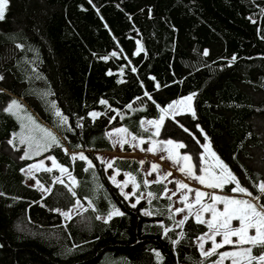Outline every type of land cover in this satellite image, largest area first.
<instances>
[{"label":"trees","instance_id":"16d2710c","mask_svg":"<svg viewBox=\"0 0 264 264\" xmlns=\"http://www.w3.org/2000/svg\"><path fill=\"white\" fill-rule=\"evenodd\" d=\"M262 37L264 0H9L0 21V264H161L156 251L162 264L215 261L218 255L204 258L198 250L197 237L208 231L205 225L190 218L180 228L176 216L169 219L173 199L164 195L165 182L145 187L139 160L117 157L114 167L121 174L132 173L140 191L157 197L149 205L146 196L134 209L108 179L111 169L105 172L106 165L96 157L114 150L106 133L116 126L157 139L140 122L159 119L160 108L195 93L194 119L216 155L230 168L238 163L253 183L264 181ZM141 45L144 51L134 55ZM121 49L118 58L100 59ZM12 99L25 111H3ZM101 99L121 115L101 105ZM50 102L69 117L74 132L67 125L57 126ZM92 111L107 115L93 122L88 116ZM23 112L52 131L69 155L52 147L30 160L20 159L26 145L15 138L17 151L8 141L22 126ZM112 116L116 119L110 121ZM78 120L83 128L76 127ZM71 152H83L95 168L84 171L86 162H73ZM47 155L67 167L78 184L62 178L64 184L53 185L61 176L53 169L35 174L50 193L30 185L21 169ZM233 186L223 192L230 193ZM77 200L86 210L66 220L60 212ZM112 204L126 215L107 224L96 219ZM142 209L153 215L145 216ZM160 221L174 229L168 236L179 244L163 236ZM258 251L253 249V254Z\"/></svg>","mask_w":264,"mask_h":264},{"label":"snow or ice","instance_id":"6c2138e0","mask_svg":"<svg viewBox=\"0 0 264 264\" xmlns=\"http://www.w3.org/2000/svg\"><path fill=\"white\" fill-rule=\"evenodd\" d=\"M88 2L91 4L92 0H88ZM9 0H0V21L4 20L5 18V11L8 7ZM94 7V5H93ZM97 11H99L97 9ZM251 19V18H249ZM252 23H256L255 20L251 21ZM264 38V37H262ZM140 42L137 41V44ZM144 51L143 46L141 45L136 52H134V55H139L140 52ZM123 50L121 49L120 52L113 51L109 55L100 57V59H103L107 61L109 58L116 57L118 58L120 54H122ZM209 53L207 50L203 52L204 56H207ZM126 58V57H125ZM232 61L234 62L236 60V57L233 56ZM131 63V61H129ZM132 72H136L137 68L132 67ZM121 75L123 74V68L120 69ZM109 76L114 75V73L109 70L107 73ZM4 77L0 75V80H3ZM151 79L155 80V77H152ZM125 81L119 80L118 83H124ZM155 87L157 89L160 88L159 83L155 84ZM0 92H3L2 89H0ZM50 94V93H49ZM145 96H148L149 99H151V95L148 92H145ZM195 96V93L192 95H189L188 97L182 98L179 101H174L167 105L166 108H160L159 105H157L158 108H160V117L156 120H149L147 121L148 125L154 126L155 132L152 133V136H159L161 127L164 125L165 117H170L173 121H175V118L177 115L183 114L181 112V109L178 107L179 105H183L185 101L188 102V108L187 110L191 113L192 117H196V113L194 108L191 107V101L193 100V97ZM137 99H142L140 97H137ZM52 104V107L55 109V115L58 117V125L57 126H65L67 125V130L74 132L75 130L71 127L69 124V117L67 115H64L63 112L59 110L58 107H56L54 102H50ZM101 105H107L108 108L112 111H116L117 115H121V113L118 110L111 109V105L108 104V101L105 99H101L99 101ZM127 107L129 109H132V104H128ZM140 110V109H137ZM3 111L11 114V115H17L20 111H25L23 108V105L16 99H12L4 108ZM102 115H107V113H101L92 111L88 113V116L92 118V121L94 122L96 119H98ZM28 119L31 121L33 127L35 129H39V131L43 134L41 138L37 139L36 137L30 136L27 139L21 137L20 144L21 145H27L28 151H25L23 155L20 157V159L23 160H30L33 158L34 155H42L43 152L51 151L52 147H60L65 155H69L67 148H64L61 144L59 138L49 129L44 128L43 126L36 123L34 118H32L30 115L28 116ZM79 119H83L82 117ZM110 121H113L116 119L115 116H112L109 118ZM141 126L145 124V121H141ZM178 126L185 132L189 133V129L185 127L182 123L179 121H176ZM77 128H83V124L79 122V120L76 123ZM197 128H200L199 125L196 126ZM144 131H148L147 128H144ZM128 129L125 127L115 128L111 132L106 133L107 138L111 141L114 134H123L127 133ZM201 134L204 135V138L207 140V134L204 133V130L200 128ZM191 134V133H190ZM17 134H13V138L8 141V144L12 146L15 150L19 151V148H16V144L14 143L15 138ZM67 139V138H65ZM137 136L132 135L130 139H123L121 138L120 147L123 148L124 143H128L130 147L136 146L133 144L134 141H137ZM151 139V137H149ZM193 139L195 140V143L204 150V153H195V154H183L179 155L177 154L176 157L172 156L173 149H183L187 148L188 145H186L183 142H178L173 139H167L163 141L157 142L156 140H152V146L147 151H153L157 143L163 145L162 148L159 149V151L167 152L168 157L172 158L174 162L180 167L178 168V171L182 173L186 178L197 181L200 185L205 186L208 189L216 190L219 189L221 192H223L225 186L228 185H234L233 187H230V193L235 194H241L238 198L237 196L230 195V194H217L215 191H202L198 188H192L189 186V184L184 183L181 180H173L171 181L174 183L177 187V189H187V192H185L180 197V203L184 205V207L176 208L175 212L173 213L172 207L169 206L168 211L169 213H172V215L169 216V219H173L176 214L184 213L187 209L186 214L178 221H174L176 227L182 228L185 223L192 218L193 222L198 225H205L208 231L203 233L202 235H199L197 237V241H199L198 244V250L200 252V255L204 258L211 257L213 255H218V259L212 262V264H224L225 260H230L231 264H264V203H261V197L264 196V181H258L256 183H253L251 186L256 190V195L253 194V191H250L248 187H245L241 184L240 179L237 177L236 174L232 172V170L229 168V166L222 161L214 151H212L211 144H201L198 139L193 135ZM143 138L139 139V144L142 145L146 143ZM113 147L116 146V142H113ZM171 146V147H169ZM76 147H82V145H76ZM141 151H145L144 149H141ZM208 154L213 158L214 163H212L209 166H206L204 168H201L200 171L202 174L197 175L196 169L199 165L200 160L205 159V155ZM194 155L196 156V162L193 163ZM71 160L75 162L77 159L81 161H85L87 164V167L84 168V171H88L89 169H94L95 165L93 164L92 159H89L88 156H86L83 152H79L76 154H71ZM48 160L52 162L51 167H47L44 164V160H40L38 163L30 164L27 168L21 169L22 172H24L27 176L35 180V186L42 192L50 193L51 188H45L41 182L35 178L34 173L39 171H44L51 173L53 169H58L61 175L67 174L69 179L72 181L73 184H78L75 177L72 176L71 172H69L67 167H64L63 165L59 164V162L56 160L55 156H48ZM96 159L100 160V163L103 165H106L104 171L107 172L108 169L113 170V175L109 176L108 179L113 183L119 190L120 195L123 197L125 201L133 200V202L130 203V207L137 208V205L141 203L142 200H145V193L140 191L141 189V183L137 182L136 176H134L130 172H125L123 175L126 177L123 181H117L116 177L121 174L119 168H115V162L117 158H113L112 160H105L102 157H96ZM165 157L161 156V160H164ZM142 166L144 164V161L138 162ZM159 168L158 164L153 163L150 166V171L145 173L144 176H150L154 171H157ZM95 176V173H93ZM171 175V172H167L164 174L163 177H160L158 175V178L153 181H148L146 178L142 180V183L145 187H150L153 183H162L164 179H166L168 176ZM61 183L64 184V180L61 179L60 176H57L53 180V185L55 183ZM129 184L132 185V191L126 192L125 189L129 187ZM67 186V185H66ZM102 187V185L100 186ZM69 191L72 192V195L75 196V192L69 188ZM169 190L165 186V195H167V192ZM139 192V195L137 193ZM189 193H194V199L192 203H189ZM0 195H4V193L0 192ZM173 195H176V192H173ZM207 197L210 201L209 203L204 202V198ZM247 197V198H244ZM156 195L149 191L147 193V203L151 205L152 200L156 199ZM168 199H171V197H168ZM89 205L93 207V210H95V207L91 204V201H89ZM199 205L197 208L196 206ZM217 205H223V209H219ZM76 207H81L80 201H76ZM86 210V209H85ZM55 211L60 212L59 209H55ZM142 212L145 216H151L153 215V212L150 209H142ZM209 213L210 217L206 220L204 219V214ZM60 214L66 219L70 220L71 217V210L67 212H60ZM157 215H162L157 210ZM126 213L121 211L120 208L116 207L115 204H112L109 208L107 214L105 216H97L96 219L103 220L104 223H109L113 217L116 216H125ZM238 221V225L236 227L232 226V221ZM67 227V225H64ZM159 226L163 229V236L171 240L173 245L179 244V240H173L171 237L168 236L169 232L174 231L173 228L165 226L163 221L159 222ZM250 230H254L252 234L250 233ZM180 237H184V233H179ZM221 237L220 242H217L216 237ZM232 237H236V240H233ZM211 241V247L205 251V244L207 242ZM225 245H231L232 250L230 251H224V252H218L219 249L224 248ZM247 245V247H244ZM2 247V245H0ZM258 248L259 251L253 255V249ZM71 251V250H69ZM155 255L158 260L161 261L162 264V256L161 254L156 251ZM199 264H203V261H200Z\"/></svg>","mask_w":264,"mask_h":264},{"label":"rangeland","instance_id":"374dc122","mask_svg":"<svg viewBox=\"0 0 264 264\" xmlns=\"http://www.w3.org/2000/svg\"><path fill=\"white\" fill-rule=\"evenodd\" d=\"M190 95H192V94H190ZM188 96L189 95L180 97L176 101H179L182 98H185V97H188ZM178 107L181 109V112L183 114L177 115L176 118H175V121H173L170 117H165L164 125L161 127L159 136H157V138L159 137L158 139L152 138V137H151V139L147 138V139H145V141H147V142L142 144V145H140L139 144V139L140 138L137 137L138 138L137 141L133 142V144H135L136 146L130 147L128 143H124L123 148H121L120 147V142H119L121 140V138L130 139L133 134L131 132H129V131L127 133H123V134H114L113 137H112L113 142H116V146L114 147V150L110 151V152H101L99 154V157H102L105 160H111L114 157H132V158H137L139 161H144V164L142 166L144 174L150 171V166L153 163L158 164L159 168L157 169V171H154L152 173V175L146 177V179L148 181L154 180L155 178L157 179L158 175L160 177H163L165 173L170 171L171 175L166 178L167 183H169V186H168V190L169 191L167 193H168V195H171L174 198V202L175 203H174V207L172 208L174 212H175L176 208L184 207V205L181 204L179 201H180V197L185 192H187V189H177L176 185L171 182L172 180H181L184 183L189 184V186L194 188V189L198 188V189H200L202 191L210 192V190L208 188H206L203 185H200L197 181L188 179L184 175L183 176L186 178V180H183V178H181L173 170H171V169H175V170L178 171V168L180 167V165L176 164L172 158H169L167 152L159 151V149L162 148L163 145L157 143V145L155 146L153 151H147V149H149L150 147H153L152 146V140H156L157 142H159V141H163V140H167V139H173L175 141L183 142L186 145H188L187 148L173 149V152H172V156L173 157H176L177 154L183 155V154H186V153L187 154L204 153V150L202 148H200L195 143V140L193 139V135L196 137V139H198L200 141L201 144H206V143H209V142H208V140H206L204 138V135L201 134L200 128L196 127L197 126L196 120L192 117L191 113L187 110L188 102L185 101V103L183 105H179ZM191 107L194 108V110H195L194 97H193V100L191 101ZM19 114L22 116L23 119H22V126H20L19 130L14 133V134H17L16 139H18L20 141L21 137L27 139L30 136L36 137L37 139L41 138L42 135H43L42 133L41 134H37L34 131H32L35 128L33 127L31 121L28 119V114H26L25 112L19 113ZM176 121H179L185 127H187L189 129V133H185L178 126ZM146 128H149L153 132H155L154 126L148 125L147 123H146ZM113 129L114 128L109 129L108 132H111ZM160 136H161V138H160ZM169 147H171V146H169ZM141 149H144L145 151H141ZM25 151H28L27 145L25 147ZM212 151H213V149H212ZM71 153L72 154H76V153H79V152H71ZM204 155H205V159L200 160L199 165H198V167L196 169V174L197 175L202 174L201 171H200L201 168H204V167L209 166L212 163H214L213 158L210 155H208V154H204ZM36 156H39V155H34L33 157H36ZM48 156H50V155H48ZM161 156H164L165 159L161 160ZM40 160H44L45 166H47V167H51L52 166V162L50 160H48L46 156H45V158H40V159L35 160L31 164L38 163ZM195 162H196V156L194 155L193 163H195ZM27 167L28 166H26L25 168H27ZM230 169L240 179L241 184L243 186H245V187H248L249 190L253 191V194H254V192L256 190L253 189L252 186H249L250 182L248 181V178L246 176H244L243 170H241L239 164L235 163ZM36 173L37 172H35L34 175ZM124 173H122V174H120L119 176L116 177L117 181H123V180L126 179V177L123 175ZM113 174H114L113 170L111 169V172H109V176H112ZM60 177H61V179L62 178H66L72 183V181L69 179L67 174L61 175ZM27 182L30 185L35 186V180L34 179L29 177ZM125 191L126 192H131L132 191V185L129 184V187L126 188ZM173 192H176V195H173ZM217 194H220V193H217ZM233 194H235V193H233ZM239 195H241V194H239ZM145 197H146V194H145ZM134 199L135 198H133V200H130V202H133ZM193 199H194V193H189V201L188 202L192 203ZM204 202L205 203H209L210 201L208 200L207 197H205L204 198ZM80 205H81V207L74 206V207H72L70 209L71 210V215L74 214L77 210H82L84 208V206H82L81 203H80ZM217 207L219 209H221V210L223 209V205H217ZM186 212H187V209L185 210L184 213L176 214L177 221L180 220L186 214ZM209 217L210 216L208 215V213L204 214V219L207 220ZM216 239H218V237H216ZM197 242L199 244V241H197ZM209 248H210V246H209V243L207 242L205 244V251H207ZM225 262H226V260L224 261V263Z\"/></svg>","mask_w":264,"mask_h":264},{"label":"crops","instance_id":"0c3cea01","mask_svg":"<svg viewBox=\"0 0 264 264\" xmlns=\"http://www.w3.org/2000/svg\"><path fill=\"white\" fill-rule=\"evenodd\" d=\"M149 120H151V119H143V121H145V124L143 125V127L144 128H146V123H147V121H149ZM152 120H156V119H152ZM37 124H39V125H41L40 123H37ZM42 126V125H41ZM44 127V126H43ZM117 128H120V127H124V126H116ZM116 127H113L114 129L116 128ZM148 127V126H147ZM45 128V127H44ZM126 128V127H125ZM112 129V128H111ZM148 130H151V129H149V128H147ZM129 131V130H128ZM152 131V130H151ZM130 132V131H129ZM153 132V131H152ZM134 135V134H133ZM138 138H141V137H138ZM159 138V137H158ZM157 138V139H158ZM160 138H161V136H160ZM144 140L145 139H147V138H143ZM112 143H113V140H112ZM102 152H110V151H102ZM101 152H99L98 153V157H99V154H100ZM51 156H53V155H51ZM46 157H48V155L46 156ZM43 158H45V156L43 157ZM114 158H117V157H114ZM122 158V157H121ZM130 158H132V157H130ZM113 159V158H112ZM111 159V160H112ZM135 159H137V158H135ZM240 168H241V166H240ZM142 170H143V168H142ZM171 170H173L177 175H179L181 178H183V180H186V178L183 176V174H181L180 172H178L177 170H175V169H171ZM241 170H243L242 168H241ZM124 173V172H123ZM243 174H244V176H246L247 178H248V176L246 175V173L243 171ZM146 178V177H145ZM156 179V178H155ZM154 179V180H155ZM150 181H153V180H150ZM173 181V180H172ZM248 181L250 182V185L249 186H251L252 184H253V182L248 178ZM163 182H165L166 183V186H167V189H168V186H169V183H167V180L166 179H164L163 180ZM198 184V183H197ZM254 189V188H253ZM210 190V192L211 191H215L216 193H220V194H230V195H234V196H237L238 198L240 197V195L239 194H233V193H229V192H221V190H219V189H216V190H212V189H209ZM164 195H165V192H164ZM146 196H147V194H146ZM165 196H169V197H171L172 199H173V206H172V208L174 207V198L171 196V195H168V193H167V195H165ZM244 198H247V197H244ZM197 208L199 207V205H197L196 206ZM83 210H85V207L82 209V210H79V211H76L74 214H72L71 215V217H73V216H75L76 214H78V212H82ZM67 211H69V210H64V211H62V212H67ZM208 215L210 216V214L208 213ZM176 216V215H175ZM238 225V221H235V220H233L232 221V226L233 227H236ZM254 230H250V233L249 234H252V232H253ZM232 239L233 240H236L237 238L236 237H232ZM220 240H221V237H219L218 236V239H217V242H220ZM209 243V246L211 247V241H209L208 242ZM225 246H227V248H222V250H219L220 252L222 251V252H224V251H230V250H232V246L231 245H225ZM244 247H247V245H245ZM254 255V254H253ZM218 259V258H217ZM209 264H212V262L211 263H209ZM224 264H231V261L230 260H226V262L224 263Z\"/></svg>","mask_w":264,"mask_h":264}]
</instances>
